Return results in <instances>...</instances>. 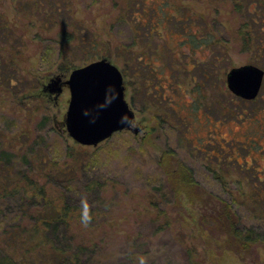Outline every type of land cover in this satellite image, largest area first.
<instances>
[{
    "label": "rangeland",
    "instance_id": "rangeland-1",
    "mask_svg": "<svg viewBox=\"0 0 264 264\" xmlns=\"http://www.w3.org/2000/svg\"><path fill=\"white\" fill-rule=\"evenodd\" d=\"M21 2L39 6L37 0H0L1 14L22 35V80L0 87V139L14 149L19 164L22 147L28 151L38 140L48 161L31 169L41 182L53 167L74 161L82 184L97 177L106 182L100 199L83 195L80 185L76 191V199L96 215L74 224L77 242L93 246L91 263L264 264V244L253 257L239 255L207 232L199 223L204 203L168 193L160 164L164 152L173 150L205 190L234 205L244 225L264 231V203H254L251 192L257 176L264 177V89L256 103H244L227 84L234 67L251 64L264 70L263 26L256 23L251 30L259 32L246 29L241 35L245 13L238 15L233 0H172L170 6L149 8L160 23L149 38L135 23L141 9L131 10L128 0H70L73 24L98 39V60L120 69L125 99L141 128L138 134L117 131L90 146L68 135V85L59 97L48 90L52 79L66 82L89 62L57 50L40 68L44 44L36 36L46 39L58 28L46 30L38 12ZM180 14L192 15L193 25L188 21L184 28L181 21L167 20ZM249 142L250 151L229 148ZM12 215L0 212V250ZM6 249L13 254V248Z\"/></svg>",
    "mask_w": 264,
    "mask_h": 264
},
{
    "label": "trees",
    "instance_id": "trees-1",
    "mask_svg": "<svg viewBox=\"0 0 264 264\" xmlns=\"http://www.w3.org/2000/svg\"><path fill=\"white\" fill-rule=\"evenodd\" d=\"M233 1V7L238 15L242 17L245 13L246 21L239 27L241 35L246 34V29H256V23L264 28L262 13L264 6L263 10L257 7L262 5L261 0ZM171 3L172 0H128L131 10L141 9L138 12L142 18H137L135 23L146 28L143 37H154L160 26L155 20L157 17L151 13L152 8L170 6ZM262 3L264 5V0ZM36 4L39 6L26 5L38 12L42 27L48 31L58 28L55 35L46 39L36 36V39L44 44L40 68L52 62L57 50L60 55L67 51L71 52L75 58L85 59L89 64L99 59L98 39L91 33L84 32L82 27L77 29L73 24L70 0H37ZM20 5L25 4L21 2ZM259 9L261 12H258ZM169 18L173 21H181L184 28L185 24H189L188 21L191 24L194 22L192 15L180 14L179 17L171 15L167 20ZM192 32L189 34L195 35L194 31ZM252 32L257 33L259 30ZM21 38L22 35L0 12V87L9 89L15 86L14 83L22 80L19 61L22 57ZM260 95L259 93L258 97L251 101L241 99L244 103H256ZM252 120L256 121L257 117H253ZM39 145L37 140L32 143L28 151L22 147L25 153L20 157L22 163L19 164L17 161L19 156L14 149L6 148L4 141L0 139V212L8 210L13 214L10 219L11 224L3 232L0 264H92L90 250H94L93 246L77 242L74 224L77 219L84 222L95 219L96 215L92 207L76 199L79 196V191L77 193L76 191L77 186L80 185V189L84 191L83 195L95 194L96 199H100L106 182L101 177H97L87 179L82 184L78 169L74 167L76 161L74 165L66 163L64 168L53 167L48 172L47 180L41 182L31 169L35 164L42 165L48 161L42 153L45 148L39 149ZM244 146L242 148L237 144L229 148L234 152L237 148L251 150L250 142ZM160 164L165 168L164 174L167 178L165 185L169 190L168 193L187 195L191 203L196 200L204 203V214L199 216V223L207 232L221 239L228 250L239 255L253 257L257 254L260 246L264 244V231L244 225L234 205L221 196L205 190L197 181L192 169L178 160L173 150L164 152ZM22 166L28 168L23 169ZM257 181L253 183L251 192L254 203L260 205L262 201L264 203V177L257 176ZM159 220H161L160 216ZM7 247L14 249L13 254L7 251Z\"/></svg>",
    "mask_w": 264,
    "mask_h": 264
},
{
    "label": "water",
    "instance_id": "water-1",
    "mask_svg": "<svg viewBox=\"0 0 264 264\" xmlns=\"http://www.w3.org/2000/svg\"><path fill=\"white\" fill-rule=\"evenodd\" d=\"M228 73L227 84L233 95L249 101L258 97L264 84L263 69L246 64ZM51 81L48 90L56 97L65 84L71 91L65 124L68 135L79 144L95 146L127 129L140 133L141 128L135 125V112L125 99L122 73L107 59L74 70L66 82L61 77Z\"/></svg>",
    "mask_w": 264,
    "mask_h": 264
}]
</instances>
